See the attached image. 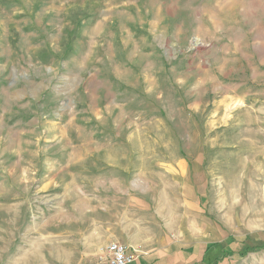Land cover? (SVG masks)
<instances>
[{
    "label": "rangeland",
    "instance_id": "rangeland-1",
    "mask_svg": "<svg viewBox=\"0 0 264 264\" xmlns=\"http://www.w3.org/2000/svg\"><path fill=\"white\" fill-rule=\"evenodd\" d=\"M264 264V0H0V264Z\"/></svg>",
    "mask_w": 264,
    "mask_h": 264
},
{
    "label": "built area",
    "instance_id": "built-area-1",
    "mask_svg": "<svg viewBox=\"0 0 264 264\" xmlns=\"http://www.w3.org/2000/svg\"><path fill=\"white\" fill-rule=\"evenodd\" d=\"M139 256L140 252L137 249L119 242H110L101 250L98 264H132Z\"/></svg>",
    "mask_w": 264,
    "mask_h": 264
},
{
    "label": "crops",
    "instance_id": "crops-1",
    "mask_svg": "<svg viewBox=\"0 0 264 264\" xmlns=\"http://www.w3.org/2000/svg\"><path fill=\"white\" fill-rule=\"evenodd\" d=\"M137 264H146L144 261H140L139 263H137Z\"/></svg>",
    "mask_w": 264,
    "mask_h": 264
}]
</instances>
